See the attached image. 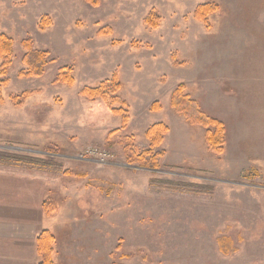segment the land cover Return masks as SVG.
<instances>
[{
	"label": "rangeland",
	"instance_id": "374dc122",
	"mask_svg": "<svg viewBox=\"0 0 264 264\" xmlns=\"http://www.w3.org/2000/svg\"><path fill=\"white\" fill-rule=\"evenodd\" d=\"M0 34V153L61 170L0 166V215L43 213L52 264H264V0H0ZM24 43L47 54L39 77ZM179 85L222 123V152L170 108ZM154 124L167 133L149 168ZM2 221L0 264H38Z\"/></svg>",
	"mask_w": 264,
	"mask_h": 264
},
{
	"label": "trees",
	"instance_id": "16d2710c",
	"mask_svg": "<svg viewBox=\"0 0 264 264\" xmlns=\"http://www.w3.org/2000/svg\"><path fill=\"white\" fill-rule=\"evenodd\" d=\"M92 4H97L98 0H88ZM204 5L197 8L196 18L204 20L210 11H212V6ZM23 47L26 50V54L23 56L22 61L23 65L27 67V76L39 77L43 72V67L46 62L45 59L47 54L45 52H36L31 50L30 43H24ZM12 55V41L6 37L5 35L0 34V57L3 58L0 67V93L1 88L7 82L5 75L7 73V67L10 64V58ZM23 75V73H22ZM116 88H120V84L116 81V74H113L111 80ZM106 83V82H105ZM99 85V88H102L103 84ZM107 84V83H106ZM92 89L93 91L98 90ZM1 101V95H0ZM156 106L155 110L158 109L157 103L154 104ZM170 108L175 112L179 113L183 116L184 120L187 123L194 126H201L204 129H207V140L210 147L213 149H217V152L220 153L223 150V138H224V127L222 123L215 119L207 118L206 114L198 108L196 101L192 100L189 94L186 93V87L184 85H179L175 91L171 94L170 97ZM110 112H115L113 109H110ZM167 133V128L162 124H154L147 130V137L149 139V149L144 151L141 155L137 157H143L142 161L143 166L149 168H156L155 164L158 162L157 159L160 155L155 153L156 145H159L162 141L163 136ZM157 157V158H156ZM141 162V159H138ZM0 166L7 168H15V169H23L27 171H36L42 173H60V168L43 159H35L30 157H22L16 155H8L5 153H0ZM68 174V173H65ZM151 187H158L159 185L169 186V188L174 189L173 185L169 182H162L157 179H152L149 184ZM179 188H185L188 192L190 189L199 188L198 186H180ZM193 192V191H192ZM43 210L45 211V215L48 214V210H46L45 205L43 206ZM52 243H53V235L49 232H42L36 238V252L39 256L40 260L38 264H52L53 261L51 259L52 255Z\"/></svg>",
	"mask_w": 264,
	"mask_h": 264
},
{
	"label": "crops",
	"instance_id": "0c3cea01",
	"mask_svg": "<svg viewBox=\"0 0 264 264\" xmlns=\"http://www.w3.org/2000/svg\"><path fill=\"white\" fill-rule=\"evenodd\" d=\"M0 209L2 210V207H0ZM37 209L40 212H42L41 204L38 205ZM25 210L26 209L24 208L23 211H25ZM34 210L37 211L36 205L34 207ZM5 211H7V210H5ZM0 218H1V220H3L1 222L2 227H3L2 235L4 237H7L6 239L4 238L5 241L8 240L9 242H15L21 248H26V247H22L21 245L23 244V242H27L29 245V250L30 251H34V250L36 251V248H35L36 237L39 235V233L41 231L44 230V229H38L39 226L41 227V223L39 221L41 220L43 223V220H45L43 213L41 216L37 215V217H34V219L23 218V216L13 217L11 215L10 216H8V215L7 216L6 215L1 216L0 215ZM5 228H7L8 230H5ZM11 228H13V232H11ZM21 254L18 253V257L21 258ZM17 260H19V259H17ZM6 261H12V260H6ZM10 263H13V262H10ZM18 263H20V261Z\"/></svg>",
	"mask_w": 264,
	"mask_h": 264
},
{
	"label": "built area",
	"instance_id": "2783aa9c",
	"mask_svg": "<svg viewBox=\"0 0 264 264\" xmlns=\"http://www.w3.org/2000/svg\"><path fill=\"white\" fill-rule=\"evenodd\" d=\"M87 156H92V157H98L101 161H105L108 158V155L105 153H102L98 149H87L86 154Z\"/></svg>",
	"mask_w": 264,
	"mask_h": 264
}]
</instances>
